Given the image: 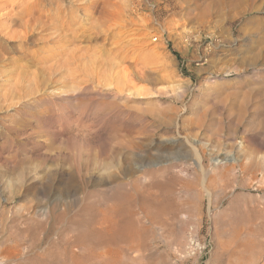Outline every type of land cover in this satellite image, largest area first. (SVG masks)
<instances>
[{
	"label": "rangeland",
	"instance_id": "obj_1",
	"mask_svg": "<svg viewBox=\"0 0 264 264\" xmlns=\"http://www.w3.org/2000/svg\"><path fill=\"white\" fill-rule=\"evenodd\" d=\"M117 1L0 0V264H264V0Z\"/></svg>",
	"mask_w": 264,
	"mask_h": 264
},
{
	"label": "bare ground",
	"instance_id": "obj_2",
	"mask_svg": "<svg viewBox=\"0 0 264 264\" xmlns=\"http://www.w3.org/2000/svg\"><path fill=\"white\" fill-rule=\"evenodd\" d=\"M53 1H57L58 2V0H53ZM59 2H61V4H63V6H64V9L69 13V14H73V16L74 15H79V12H84V13H89V14H91V13H94V10H95V8H97V7H102V21H100L99 22V24H97L98 25V28L99 27H101V26H103L105 23H104V19H106V18H108L107 20H109V17H111L112 19H115V20H117V22H118V20H122L123 21V23H124V25H123V23H122V25H121V29H123L124 30V33L123 34H121V35H119L120 37H119V41L117 40V42H115L118 46V48L119 47H122L123 45V41L124 40H127V39H131V40H134L135 38H136V40L137 39H141V40H144V39H147L148 37H151L154 41L153 42H157V41H159V40H161V39H163V34H162V32H160L161 30H158V29H156V30H154V29H151L150 30V28H149V26L147 25H145V27H144V29H137V30H134L133 31V27L134 26H136L137 25V23L135 22V20L134 19H131V20H128V17H131L130 15L131 14H133V13H131V11H132V8L129 6V5H127V6H124L125 4H127V3H125L124 1H123V3H124V7L123 8H119V9H113V7H111L112 9H108L107 7H110V6H116V4H117V0H94V1H92V0H59ZM121 2H122V0H121ZM55 3V2H54ZM133 3V2H132ZM132 3H130V4H132ZM120 4V3H119ZM134 4V3H133ZM133 4H132V6H133ZM141 4V3H140ZM59 6H61V5H59ZM62 6V7H63ZM135 6V5H134ZM140 6V5H139ZM118 7H120V6H118ZM59 8V7H58ZM74 8H76V9H74ZM61 9V8H60ZM135 10V9H134ZM137 12V11H136ZM85 16H89L88 14L87 15H85ZM93 16V15H92ZM111 20V19H110ZM109 20V21H110ZM143 23V22H142ZM70 25V24H69ZM141 25V24H140ZM144 25V24H143ZM67 27V26H66ZM63 28V27H62ZM65 28V27H64ZM163 28V27H162ZM79 31V30H78ZM77 30H76V32H78ZM62 33V32H61ZM75 33V32H74ZM74 33H72V34H74ZM81 32L79 31V33H77L78 35L80 34ZM77 34H75L76 36H77ZM145 34V35H144ZM138 35H140L139 37H136V36H138ZM76 36H73V39H70V42H73L74 40L75 41H78V40H76L77 39V37ZM116 36V35H115ZM131 36H134V37H131ZM98 37H100L99 35H98ZM68 42H69V40H68ZM74 43V42H73ZM116 47V48H117ZM115 48V49H116ZM130 49H132L130 46H125V47H122L121 48V51H123V52H125L124 53V55L126 54V53H128L129 51H130ZM114 51V50H113ZM122 52V53H123ZM74 53H75V51H74ZM73 53V54H74ZM114 54V52H112V54H109L108 56H109V59L110 58H112L111 56ZM75 55V54H74ZM67 57V56H66ZM105 57H107V56H105ZM128 57L129 56H127V55H125V57H123L122 59H121V61L122 62H124V60L126 61L127 59H128ZM132 57V56H131ZM65 58V57H64ZM68 62H67V64L65 63V65L63 64H61L60 66H61V69H66V71L69 73V71L71 70V68L73 69V68H76V67H79L80 66V61H81V59H83L84 57H82V56H80L79 58H78V56H69L68 55ZM2 59V58H1ZM66 59V58H65ZM85 59H87V56L85 57ZM114 58H112V60H110L108 63H106L105 65H104V67H106V69H105V71L103 72V69H101V67H95V68H93L92 69V71H90V72H87V75H88V78H89V81L90 82H92V81H94L95 79H100V76L101 75H103V74H105V73H107V72H112L113 74H116V76H112V75H109V77L110 76H112L113 77V79L114 80H117V82L119 83V85L120 84H122L123 86H125V87H129V88H133V89H135L138 85H137V80H135V72H133V73H131L129 70H125V71H122V72H119L118 71V69H119V67H120V64H113L114 62V60H113ZM129 59H132V58H129ZM90 60V59H89ZM88 60V61H89ZM93 60H95V59H93ZM83 61V60H82ZM85 61V60H84ZM107 61V60H106ZM135 61H138V58H136L135 59ZM86 62V61H85ZM83 63V64H86V63ZM94 62V61H93ZM92 62V63H93ZM89 63V62H88ZM87 63V64H88ZM91 63V64H92ZM98 63V62H97ZM103 63V62H102ZM101 63V64H102ZM56 64V63H55ZM95 64H96V62H95ZM94 64V65H95ZM104 64V63H103ZM56 66H57V64H56ZM59 66V65H58ZM58 66H57V68H58ZM84 66H86V65H84ZM99 66H100V64H99ZM53 67H54V65H53ZM48 68V67H47ZM50 68H52L51 67V65H50ZM50 68L48 69V72H49V70H50ZM60 68V67H59ZM90 69V68H89ZM42 70V69H41ZM43 70H45V68L43 69ZM54 70V69H53ZM52 70V71H53ZM60 70V69H59ZM63 70H61V71H63ZM57 71V70H56ZM60 71V72H61ZM117 71V72H116ZM73 72V71H72ZM71 72V73H72ZM81 72V71H80ZM83 72H84V70H83ZM59 73V72H58ZM65 73V72H64ZM47 73H45V75H46ZM50 75H51V73H49ZM54 74L56 75V73L54 72ZM85 74V73H84ZM68 75V74H67ZM73 75V74H72ZM137 75V74H136ZM35 76V75H34ZM49 75L47 74V77H48ZM52 76H53V74L51 75V78H52ZM64 76H66V73H65V75ZM69 76H70V73H69ZM73 76H75V75H73ZM107 76V75H106ZM38 77V76H37ZM58 77V76H57ZM72 77V76H71ZM109 77H108V79H109ZM19 78V77H18ZM27 78V77H26ZM33 78V77H32ZM35 78H36V76H35ZM50 78V80H52ZM56 78V77H55ZM54 78V79H55ZM73 78V77H72ZM75 78V77H74ZM83 78H84V76H83ZM87 78V77H86ZM104 78V77H103ZM102 78V79H103ZM28 79V78H27ZM34 79V78H33ZM66 79V78H65ZM80 79V78H79ZM101 79V80H102ZM111 79V78H110ZM19 80H20V78H19ZM24 80H25V77H24ZM37 80V79H36ZM36 80L34 79V81H35V83H36ZM45 80V79H44ZM67 80V79H66ZM73 80V79H72ZM71 80V81H72ZM86 80V79H85ZM85 80H83V81H85ZM15 81H17V80H15ZM21 81V80H20ZM23 81V80H22ZM38 81V80H37ZM40 81V80H39ZM75 81V80H74ZM88 81V82H89ZM98 81V80H97ZM96 81V82H97ZM111 81H113V80H111ZM29 82V81H28ZM67 82V81H66ZM86 82H87V80H86ZM95 82V81H94ZM106 82H108V81H106ZM110 82V81H109ZM144 82V81H143ZM21 83V82H20ZM23 84H24V82H22ZM21 83V84H22ZM38 84V83H37ZM88 84V83H87ZM31 85V84H30ZM85 85H86V83H85ZM91 85V84H90ZM101 85V84H100ZM19 86V85H18ZM21 86V85H20ZM24 86V85H23ZM29 86V85H28ZM39 86V85H38ZM77 86V85H76ZM26 87H27V85H26ZM31 88H32V86H31ZM36 88V87H35ZM35 88H34V90H35ZM38 88V87H37ZM17 89V88H16ZM28 89V88H27ZM20 90H22V89H20ZM25 90V89H24ZM37 90V89H36ZM35 90V91H36ZM39 90V89H38ZM121 90V89H120ZM14 91V90H13ZM28 91H29V89H28ZM27 91V92H28ZM32 91H33V89H32ZM31 91V92H32ZM34 91V92H35ZM26 92V93H27ZM36 92H39V91H36ZM78 92V91H77ZM87 92V91H86ZM22 94V93H21ZM20 94V95H21ZM114 94V93H113ZM27 95V94H26ZM4 96V95H3ZM113 97V96H112ZM75 98V97H74ZM78 98V97H77ZM115 98V97H114ZM7 99V98H6ZM6 99H5V101H6ZM9 100V99H8ZM78 100V99H77ZM81 101V100H80ZM75 102V101H74ZM78 103V102H77ZM116 103V102H115ZM10 105V104H9ZM215 160V159H214ZM222 161L220 160H218V161H216V162H214L215 164H214V166H215V168H217V169H220V167H221V163ZM224 162V161H223ZM19 164V163H18ZM17 164V165H18ZM213 165V164H212ZM224 165V164H223ZM222 165V166H223ZM18 167H20V166H17V168ZM213 167V166H212ZM223 169V168H222ZM211 171L212 172H214L213 171V168H211ZM216 171V170H215ZM220 171V170H219ZM235 172V171H234ZM137 180V179H136ZM139 182V181H138ZM254 209V208H253ZM238 210V209H237ZM255 210V209H254ZM257 211V210H256ZM43 212V211H42ZM45 212V211H44ZM263 212V211H262ZM237 215H239V214H237ZM253 215V214H252ZM241 216V215H240ZM251 216V215H250ZM243 220H244V218H243ZM256 220V219H255ZM252 221V220H251ZM224 222V221H223ZM225 223H227V222H225ZM232 231V230H231ZM223 236V235H222ZM114 244V243H113ZM190 247H191V249H193V253H194V251L196 250V248H199V247H201L200 246V243L199 242H195V241H192L191 242V244H190ZM112 257V256H111Z\"/></svg>",
	"mask_w": 264,
	"mask_h": 264
},
{
	"label": "built area",
	"instance_id": "obj_3",
	"mask_svg": "<svg viewBox=\"0 0 264 264\" xmlns=\"http://www.w3.org/2000/svg\"><path fill=\"white\" fill-rule=\"evenodd\" d=\"M201 243V242H200ZM202 245V244H201ZM207 249V246L204 245V246H201L199 248H196V250L194 251V256L196 255V252L198 251L199 252V256H201L204 251Z\"/></svg>",
	"mask_w": 264,
	"mask_h": 264
}]
</instances>
